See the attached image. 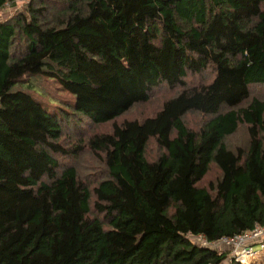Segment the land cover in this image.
Returning a JSON list of instances; mask_svg holds the SVG:
<instances>
[{
    "label": "trees",
    "instance_id": "trees-1",
    "mask_svg": "<svg viewBox=\"0 0 264 264\" xmlns=\"http://www.w3.org/2000/svg\"><path fill=\"white\" fill-rule=\"evenodd\" d=\"M204 72L209 82L195 80ZM37 75L72 98L44 100L30 90ZM256 84L264 0L24 2L0 19V264H241L190 236L264 226ZM159 88L179 93L120 120ZM241 128L247 143L230 146ZM83 156L97 161L85 174Z\"/></svg>",
    "mask_w": 264,
    "mask_h": 264
},
{
    "label": "rangeland",
    "instance_id": "rangeland-1",
    "mask_svg": "<svg viewBox=\"0 0 264 264\" xmlns=\"http://www.w3.org/2000/svg\"><path fill=\"white\" fill-rule=\"evenodd\" d=\"M28 0H18L14 5L11 4H7L5 5V7L3 8V10L0 11V19L4 20L6 18H8L11 13L13 11H15V9H21L22 5L24 4V2H26ZM196 79L195 80H200L203 82H209L211 77H212V73L211 72H204L200 75H196ZM29 84L34 85L33 87L30 88L31 91L37 93L39 96H41L44 100L48 101V102H59L61 104L66 105L65 103H67V101H69L70 98H72V96L70 95L69 92H67L66 90H64L63 88H59L57 84H52L50 83L48 80H46L45 78H43L41 75H37V76H32L28 79ZM28 83L24 84V87H27ZM43 84V85H41ZM34 93V94H35ZM179 93V89L176 90H169L167 88H159L156 89L153 93V96L151 98V100L149 101V103L147 104H143V105H138L135 108H133L129 113L125 114L124 117H122L120 120L128 117V118H133V117H137V116H143L146 114H156L159 112V110L161 109V104H162V100L164 98H161L163 96H167L170 94L176 95ZM210 99L213 101L214 104H217L220 101L219 96L214 93V92H210L209 93ZM251 97H260L262 99H264V84H256L253 85L251 87ZM62 100V101H61ZM199 101H200V97H196L194 100V104L195 106H199ZM250 101V100H249ZM249 101L245 102L248 103ZM174 110L178 111V101L174 102ZM160 122L164 125L167 126L168 125V117L163 113L160 112ZM189 120H192V118L188 117ZM81 123L83 121H80ZM195 122V121H194ZM98 129V126L95 124H92L90 122H86L84 124V132L86 134V136H89V134L95 130ZM106 130H110V128H105ZM78 136L75 132L71 131V133H69L67 131V134H65L62 137V141L63 144H72L75 143V141L77 140ZM166 140V139H165ZM248 140V136H247V130L245 128H241L234 136L230 137L227 142L228 144H230V146L233 147V145L235 144L236 146H245V144L247 143ZM156 153V145L153 142L150 145V148L148 150V154L150 156H153ZM82 163H83V167H80L78 164H75L77 167H79V171L81 173H86V171H88V169H90V167H94V165L96 164V160L94 159V157L91 156V158L89 156H83V158L81 159ZM216 172V170H214V172L210 173L207 177V180H211L212 178H214V173ZM237 246L236 244H232ZM264 264V260L261 262Z\"/></svg>",
    "mask_w": 264,
    "mask_h": 264
},
{
    "label": "built area",
    "instance_id": "built-area-1",
    "mask_svg": "<svg viewBox=\"0 0 264 264\" xmlns=\"http://www.w3.org/2000/svg\"><path fill=\"white\" fill-rule=\"evenodd\" d=\"M198 245L216 250L230 249L233 259L241 264H263L264 260V226L256 225L253 230L209 241L202 235L190 236ZM232 244H236L232 245Z\"/></svg>",
    "mask_w": 264,
    "mask_h": 264
},
{
    "label": "clouds",
    "instance_id": "clouds-1",
    "mask_svg": "<svg viewBox=\"0 0 264 264\" xmlns=\"http://www.w3.org/2000/svg\"><path fill=\"white\" fill-rule=\"evenodd\" d=\"M216 250V249H215ZM223 250H226V249H223ZM227 250H229L230 251V255H231V250L230 249H227ZM217 251H219V250H217ZM231 258H232V256H231Z\"/></svg>",
    "mask_w": 264,
    "mask_h": 264
}]
</instances>
